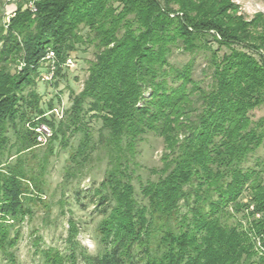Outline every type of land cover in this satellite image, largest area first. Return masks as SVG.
Returning a JSON list of instances; mask_svg holds the SVG:
<instances>
[{
  "label": "trees",
  "instance_id": "trees-1",
  "mask_svg": "<svg viewBox=\"0 0 264 264\" xmlns=\"http://www.w3.org/2000/svg\"><path fill=\"white\" fill-rule=\"evenodd\" d=\"M21 4L5 32L0 22L5 261L15 263L16 223L43 194L42 170L25 168L21 157L3 164L6 126H15L19 104L34 116L45 113L33 87L47 49L56 56V81L65 59L91 46L65 118L41 120L53 140L84 131L74 159H91L97 148L107 156L102 180L88 190L102 214L104 249L86 253L69 219L70 252L62 259L58 249H41L43 264H264V159L245 165L264 143V114L251 115L264 107V11L246 17L231 0H34L33 12ZM177 50L189 55L181 65L170 61ZM198 56L201 78L194 76ZM12 65L21 67L13 73ZM88 113L101 122L95 141L83 124ZM148 133L162 138V166L155 180L141 183L140 201L132 177L137 145ZM18 136L17 152L35 145L31 130ZM241 210L251 217L246 224L224 222V214Z\"/></svg>",
  "mask_w": 264,
  "mask_h": 264
},
{
  "label": "rangeland",
  "instance_id": "rangeland-1",
  "mask_svg": "<svg viewBox=\"0 0 264 264\" xmlns=\"http://www.w3.org/2000/svg\"><path fill=\"white\" fill-rule=\"evenodd\" d=\"M231 1L238 5L246 17H251L257 11H264V0ZM19 2H22V9L26 8L27 0H0V22L4 32L6 24L10 17L15 14ZM8 16L9 19L6 21ZM92 53L93 48L91 46H87L85 51L73 52L71 55L74 59L73 63L62 72L56 81L51 79L53 82L51 80L43 81L39 78L40 72L47 70V63L41 64L39 73L34 77L33 89L40 97L39 106L45 113L34 116V113H29L28 108H25L22 103L18 106L19 113L14 121L15 126L13 124L6 126L7 141L4 149L5 155L2 159L3 164L16 165V159L21 157L25 168L29 167L34 173L42 170V175L39 177L43 188L42 199L30 202L31 213L26 214L23 220L16 223L18 239L13 247L16 256L14 264H43L44 252H41V249L48 247L58 249L62 259H65L66 254L70 252L68 244L69 219L77 223L78 232L74 239L86 250V253L100 254L104 249V244L100 241L97 232L102 214L97 211L94 202L91 201L88 190L90 188L92 190L102 180L107 168V156L104 150L97 148L89 152L91 159L88 156H78L77 159H74L79 142L84 138V131L68 132L64 139L58 137L53 140L47 121L41 120L43 117L50 116L58 120L65 118V111L71 105L72 95L82 88L83 80L87 75V61L93 57ZM188 58V54L177 50L170 57V61L172 64L181 65ZM203 65V57H196L194 76L203 77L201 74ZM20 67L21 65H12L11 72L18 71ZM27 91L28 88L24 89V93ZM263 114L264 107L251 111L254 119ZM90 115L91 113H88L82 119L83 124L89 128L90 139L95 141L101 122ZM28 117L32 120L24 121ZM32 121L35 122L33 126H31ZM41 125L47 127L50 133H44L41 130ZM27 130L32 131L35 145L17 152L20 144L18 134L21 135ZM162 151V138L153 133L146 134L137 145L136 166L132 184L140 201L142 200L140 197L141 183L157 178V172L162 166ZM84 157L86 158L85 161L83 160ZM259 159H264V143L252 152L245 165L254 166ZM77 189L80 190L78 198L75 194ZM243 214L244 211L242 210L233 215L226 213L223 217L226 220L224 222L235 224L240 220L246 224L251 217L243 216ZM257 216L258 214H256ZM8 262L0 255V264H8Z\"/></svg>",
  "mask_w": 264,
  "mask_h": 264
},
{
  "label": "built area",
  "instance_id": "built-area-1",
  "mask_svg": "<svg viewBox=\"0 0 264 264\" xmlns=\"http://www.w3.org/2000/svg\"><path fill=\"white\" fill-rule=\"evenodd\" d=\"M26 7H28L32 12L35 11L34 0H28ZM12 15H13V13H12ZM9 16L7 17L6 21H8ZM73 60H74L73 57L68 56L65 59V65H67V66L71 65L73 63ZM55 62H56V56H55L54 51L51 49H47L44 56L41 58L42 64L47 63V70L45 72H40V74H39V78L41 80L49 81L53 78ZM41 130L46 134L50 133L49 129L47 127H45L44 125H41Z\"/></svg>",
  "mask_w": 264,
  "mask_h": 264
}]
</instances>
